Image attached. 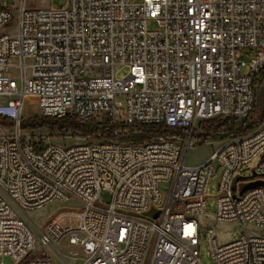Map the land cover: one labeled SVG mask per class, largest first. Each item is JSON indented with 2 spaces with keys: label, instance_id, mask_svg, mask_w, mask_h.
<instances>
[{
  "label": "built area",
  "instance_id": "2783aa9c",
  "mask_svg": "<svg viewBox=\"0 0 264 264\" xmlns=\"http://www.w3.org/2000/svg\"><path fill=\"white\" fill-rule=\"evenodd\" d=\"M263 71L264 0H64L60 8L0 0V119L12 124L0 137V259L201 264L204 237L214 264H264V234L245 229L264 231V189L239 194L240 185L264 181V120L213 140L219 145L202 165L184 162L201 123L250 118ZM27 99L43 118L131 132L41 147L20 129ZM156 127L172 134L120 142ZM260 155L257 177L235 183ZM215 168L211 218L239 228L223 244L196 220L207 215ZM73 201L43 227L28 218Z\"/></svg>",
  "mask_w": 264,
  "mask_h": 264
},
{
  "label": "rangeland",
  "instance_id": "374dc122",
  "mask_svg": "<svg viewBox=\"0 0 264 264\" xmlns=\"http://www.w3.org/2000/svg\"><path fill=\"white\" fill-rule=\"evenodd\" d=\"M14 3H17L19 0H11ZM64 0H26V5L29 8H49L55 7L60 8L61 4ZM154 29V25H151L148 30ZM8 35L15 34L13 28L11 29H3ZM245 54V52H244ZM249 58L245 56L244 61L246 63L249 62ZM125 74V71L120 73L118 77H122ZM242 74H246V70L242 71ZM10 76V75H9ZM11 77V76H10ZM16 81L18 79L13 77ZM259 80L256 81V90L258 89ZM261 81V80H260ZM262 87L264 89V80L262 81ZM25 108L22 112V122L31 118L40 117L37 107L33 105V102L26 101ZM264 120V101L258 104L256 111L251 115V122H254V128ZM2 121V119H1ZM253 128V129H254ZM23 132V131H21ZM27 139L33 143H38L39 146L45 145H53L59 147H69L75 145L79 142H95L102 139H93V138H84L77 134L66 133L59 134L57 132H49L47 130H39L35 132H23ZM12 134V127H7L0 123V137L9 136ZM151 136H142V135H134L130 137H126L121 139L120 142H132V143H142L144 141L150 140ZM219 145L218 141H208L206 144L202 146H196L194 149H189L185 155V165L187 167H197L202 165L212 151ZM262 155L253 159L247 166V170L243 171L241 175L243 177H250L252 172L256 169L258 164L260 163ZM220 179V170L217 168L214 169L212 177L207 186L206 192V203H205V213L207 215H201L197 217L198 225L202 228H213L214 236L218 243H226L232 241L239 233V228L233 223H220L215 222L211 216H213L216 212V197H217V189ZM101 198L104 204L110 203V197L106 191L102 192ZM77 206L76 202H65V203H52L48 207L37 210L29 213L28 218L36 224L38 227H43L47 224V222L57 213L59 209H72ZM248 233L251 230L256 233L264 234V231L258 229H252L251 227L245 228ZM64 243V242H63ZM199 258L201 264H214L210 257L208 256V246L204 237L201 238L199 245ZM0 262L4 264H8L7 260L0 259Z\"/></svg>",
  "mask_w": 264,
  "mask_h": 264
},
{
  "label": "trees",
  "instance_id": "16d2710c",
  "mask_svg": "<svg viewBox=\"0 0 264 264\" xmlns=\"http://www.w3.org/2000/svg\"><path fill=\"white\" fill-rule=\"evenodd\" d=\"M259 80L258 89L256 90L257 102L253 113L256 111L258 104L264 101V89L262 87V81L264 80V71L254 80ZM252 113V114H253ZM0 123L12 127V124L4 119H0ZM254 122H251V116L243 123L239 124L231 119H217L212 121H206L199 125L198 131L195 134V139L198 146L206 144L208 141L215 140L219 137H226L230 135H241L249 133L254 128ZM20 129L23 132H35L39 130H47L49 132H57L59 134L73 133L84 138H98L110 141L114 139L113 132H131L127 127L122 125H116L108 127L106 125H93L76 123L72 118L65 117L61 119H48L43 117H35L21 122ZM142 136H165L172 134L171 131L165 130L162 127L146 128L143 131Z\"/></svg>",
  "mask_w": 264,
  "mask_h": 264
},
{
  "label": "water",
  "instance_id": "95a60500",
  "mask_svg": "<svg viewBox=\"0 0 264 264\" xmlns=\"http://www.w3.org/2000/svg\"><path fill=\"white\" fill-rule=\"evenodd\" d=\"M256 177H257L256 174L254 172H252V175L250 177H237L234 182L236 183L237 181L252 180V179H255ZM256 188H263L264 189V181L263 180H257V181H252V182L240 185L239 194L241 195L245 191L253 190Z\"/></svg>",
  "mask_w": 264,
  "mask_h": 264
},
{
  "label": "bare ground",
  "instance_id": "6f19581e",
  "mask_svg": "<svg viewBox=\"0 0 264 264\" xmlns=\"http://www.w3.org/2000/svg\"><path fill=\"white\" fill-rule=\"evenodd\" d=\"M28 101H31V102H33L34 103V100L33 99H27Z\"/></svg>",
  "mask_w": 264,
  "mask_h": 264
}]
</instances>
